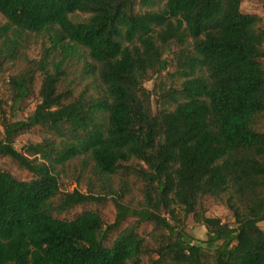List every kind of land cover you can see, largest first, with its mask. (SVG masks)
Returning a JSON list of instances; mask_svg holds the SVG:
<instances>
[{
    "label": "trees",
    "instance_id": "trees-1",
    "mask_svg": "<svg viewBox=\"0 0 264 264\" xmlns=\"http://www.w3.org/2000/svg\"><path fill=\"white\" fill-rule=\"evenodd\" d=\"M242 1L0 0V60L16 59L31 35L49 44L8 82L14 115L42 76L34 111L1 122L0 157L30 177L0 168V264H264V18ZM75 12L89 16L74 21ZM80 50L97 94L62 87ZM170 65V86L146 88ZM35 128L47 136L18 150L16 137ZM81 156L107 195L124 163L142 162L141 206L116 199L107 224L88 209L106 195L64 190L60 173ZM223 197L233 223L206 215L205 199ZM174 205L206 240L172 222Z\"/></svg>",
    "mask_w": 264,
    "mask_h": 264
},
{
    "label": "rangeland",
    "instance_id": "rangeland-1",
    "mask_svg": "<svg viewBox=\"0 0 264 264\" xmlns=\"http://www.w3.org/2000/svg\"><path fill=\"white\" fill-rule=\"evenodd\" d=\"M163 6V3L156 2L155 5L150 8L158 9ZM149 8V7H148ZM241 8L244 12L257 14L264 18V0H243ZM89 15L82 12H75L70 15L74 21H83ZM6 23V19L0 13V26ZM48 41L42 36L31 35L27 38V41L19 48L18 56L16 59H4L0 60V138L3 137V127L1 122L3 118H8L11 120H23L26 119L35 109L37 103L40 101L39 88L42 80L40 74L37 75L33 83V91L30 97L24 102L23 110L16 112L14 115L10 110L11 104V93L9 90V78L12 75L18 74L26 67L28 59H40L43 55V47ZM168 59L172 57L171 54L166 55ZM85 59L84 50H80L74 54L70 55V60L68 63L67 73L65 81L62 87H69L73 89L74 94L78 95L83 90H87L88 94H97L100 91V87L96 78L87 72L85 69ZM175 66L170 65L168 70L164 71L161 75L154 76L152 79L145 82L146 88L149 90H154L155 85L164 80L167 86L171 85V78L167 75L168 72L173 73L175 71ZM160 108L158 99L156 95H153V109L156 111ZM47 135L41 131L39 128L32 129L25 133L18 135L15 139V147L18 150H23V147L30 143L40 142ZM83 156L74 159L64 167L60 173V183L64 190H73L78 188L84 192L88 191V187L92 186V191L96 194L105 196L106 201L103 204H92L88 206V209H93L98 211L105 223L111 224L116 219L117 207L115 200L118 199L124 205L131 207H139L143 201V186L144 183L137 174H135L136 169H141L145 167L142 162L137 159H132L129 162L124 163L127 166L126 169L118 171L116 174L111 176L110 184L115 191L109 195L105 194L107 191L104 188L103 182L98 179L95 175H92L90 166H86L82 161ZM0 168L5 169L16 175L21 179H26L30 177L25 170H22L18 165L9 157H0ZM60 168V167H59ZM205 206L207 209L206 215L211 217H219L224 222L233 223L234 217L232 212L229 210L225 203V197L223 199H205ZM176 209V214L178 219L173 221L184 227V229L192 235L196 241H204L207 239V229L204 225L197 222L193 215L185 216L184 211L180 206L174 205ZM81 211V208L75 210V212ZM164 216L170 218V214L163 213ZM135 218L127 219L123 224L122 228L135 222ZM261 228L264 230V222L260 223ZM152 225H144L140 232L148 239V241L155 246L154 240L149 238V233L151 232ZM116 233L112 234L114 237ZM156 256V255H154ZM150 257H144V262L148 263Z\"/></svg>",
    "mask_w": 264,
    "mask_h": 264
}]
</instances>
